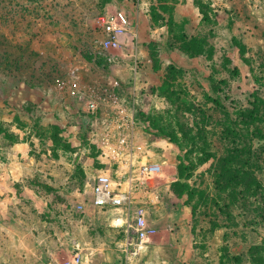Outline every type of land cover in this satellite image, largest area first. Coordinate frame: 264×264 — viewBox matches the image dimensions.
<instances>
[{
    "label": "rangeland",
    "instance_id": "374dc122",
    "mask_svg": "<svg viewBox=\"0 0 264 264\" xmlns=\"http://www.w3.org/2000/svg\"><path fill=\"white\" fill-rule=\"evenodd\" d=\"M120 12L130 26L106 53L101 17ZM110 78L146 116L134 152L163 168L140 188L162 227L140 255L264 264V197L226 207L214 183L236 150L264 186V0H0V239L10 228L30 255H126L92 195L119 168L86 108Z\"/></svg>",
    "mask_w": 264,
    "mask_h": 264
},
{
    "label": "built area",
    "instance_id": "2783aa9c",
    "mask_svg": "<svg viewBox=\"0 0 264 264\" xmlns=\"http://www.w3.org/2000/svg\"><path fill=\"white\" fill-rule=\"evenodd\" d=\"M104 36L100 41L106 53L120 48V38L130 23L124 13L101 17ZM110 56L109 60H116ZM137 67V63H135ZM63 88V85H62ZM135 95L123 94L120 82L110 78L107 85L90 96L86 105L89 121L95 130L103 133V146L112 148V157L119 164L113 174L100 173L92 188L93 205L104 211L115 212L112 223L125 235L123 252L138 255L155 231L148 222L147 210L140 205L139 191L148 179L160 171L159 164L140 162L134 152V137L138 125ZM141 164V165H140ZM73 262L81 264L80 245H76Z\"/></svg>",
    "mask_w": 264,
    "mask_h": 264
},
{
    "label": "crops",
    "instance_id": "0c3cea01",
    "mask_svg": "<svg viewBox=\"0 0 264 264\" xmlns=\"http://www.w3.org/2000/svg\"><path fill=\"white\" fill-rule=\"evenodd\" d=\"M162 172L163 168L160 166V171L156 174H153L152 177L148 179V181L154 176H161ZM107 213H111L113 215L111 217V223L109 226L117 228L115 224L112 223L115 212L113 213V211H109ZM155 224L156 225L153 226H155L157 229L162 228L161 223ZM2 230L4 231V227L0 224V238ZM10 233V228H8V232L5 235L6 239L5 237L3 241L0 239V257L4 256L6 258L3 261L0 258V264H75L73 262L74 255H57L56 257V255H44L43 253L30 255L27 252H21L19 250L21 245L18 240L22 241V238L16 239ZM155 234H157V230ZM80 256L82 260L81 264H197V259L201 260L203 258L202 255H174L173 257H165L164 255H140V253L138 255Z\"/></svg>",
    "mask_w": 264,
    "mask_h": 264
},
{
    "label": "trees",
    "instance_id": "16d2710c",
    "mask_svg": "<svg viewBox=\"0 0 264 264\" xmlns=\"http://www.w3.org/2000/svg\"><path fill=\"white\" fill-rule=\"evenodd\" d=\"M138 117L142 122H146V116L142 109L137 106ZM160 138H167L169 135L165 133L158 134ZM235 151L227 152L225 157L216 160L215 171V185L218 192L221 194H227L229 201L226 202V207L235 205L237 206L238 197L240 198H255V196L261 195L264 191V186L258 179L255 170L253 169L248 157L247 161L242 163L237 162L234 157ZM250 154V152H249ZM250 156V155H248ZM232 200V202H231Z\"/></svg>",
    "mask_w": 264,
    "mask_h": 264
}]
</instances>
